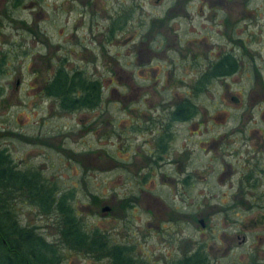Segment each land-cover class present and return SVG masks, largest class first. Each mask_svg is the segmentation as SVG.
<instances>
[{
	"label": "rangeland",
	"instance_id": "1",
	"mask_svg": "<svg viewBox=\"0 0 264 264\" xmlns=\"http://www.w3.org/2000/svg\"><path fill=\"white\" fill-rule=\"evenodd\" d=\"M184 1L21 0L13 7L0 0V148L17 168H38L60 191H73L85 228L132 242L151 262L163 264L203 244L212 264H264V175L245 173L257 170L249 157L262 159L264 150V0ZM154 17L163 18L162 28L154 31V21L146 37L137 25ZM123 18L125 26L111 35L113 21ZM239 38L256 70L239 66L194 94L207 51L242 52ZM188 48L199 51L198 65L186 60ZM60 57L69 68L99 76L100 124L91 123L94 110L59 113L38 94ZM189 94L196 115L170 123L168 153L151 162L158 133L135 131L131 117L160 124ZM15 216L55 241L52 215L15 199ZM61 250L59 264H108Z\"/></svg>",
	"mask_w": 264,
	"mask_h": 264
},
{
	"label": "trees",
	"instance_id": "2",
	"mask_svg": "<svg viewBox=\"0 0 264 264\" xmlns=\"http://www.w3.org/2000/svg\"><path fill=\"white\" fill-rule=\"evenodd\" d=\"M11 2L15 7L21 0ZM161 20L156 22L157 26L162 24L163 19ZM20 22L26 25L25 22ZM120 22L119 19L113 21L114 26L110 27L111 35L114 28L125 26L126 19L123 18ZM65 60V57H60L49 74L41 79L38 94L52 100L59 113L92 110L101 100L100 81L92 74L84 72V67L69 68ZM4 61L5 57L1 54L0 68ZM211 66L194 76L191 86L194 94L204 91L209 81L218 76L225 77L237 69L231 59L216 60ZM194 106L188 97L176 101L169 110L168 124L187 120L195 115L197 110ZM72 196L73 191H60L55 180L48 179L38 168H17L16 162L9 158L8 151L1 147L0 264H59L63 256L61 249L80 252L94 260L104 258L108 264H156L135 253L132 242H114L101 228H85L84 220L78 217L79 213L73 208ZM15 199L34 206L41 215L53 216L57 226L55 241L45 240L40 232L34 231L35 226L19 224L15 216ZM205 252L204 245L197 244L194 248L183 251L179 257L168 261L166 259L163 264H212Z\"/></svg>",
	"mask_w": 264,
	"mask_h": 264
},
{
	"label": "flooded vegetation",
	"instance_id": "3",
	"mask_svg": "<svg viewBox=\"0 0 264 264\" xmlns=\"http://www.w3.org/2000/svg\"><path fill=\"white\" fill-rule=\"evenodd\" d=\"M190 1L186 0L182 4L186 5L187 2H190ZM206 1L207 0H203V1H200V2L203 3V5H205L206 4ZM209 10H210V12H209L210 15L208 17H209V22L211 23L212 22V13H211L212 12V6H209ZM154 21H156V22L159 23V21H162V20L161 19H157L156 20V18L154 17V18H151L148 21V23L141 21L137 25L140 28L139 30H141L142 28H145V30L143 31V35L145 34L146 37L147 36H149V37L152 36V24H153ZM220 22L222 23L223 20L220 21ZM162 24H163V22H162ZM162 24L161 25H158V26L156 25L157 27H155V30L154 29L153 30L156 31V32H158V30L160 28H162ZM148 27L150 28L151 31L148 29ZM231 29H233V25H232ZM225 30L226 29H224L223 31H225ZM239 42L241 43L240 47L242 49V52H236V53H234L233 48H230V47L229 48H226V49H223V48L219 49L218 48L217 51H216V53L213 54V55H211L212 51L211 52L207 51V53L203 57V60L205 61V64H202L203 68H201V69L198 68V67H196V68H198L196 70L197 73L202 72V71H205L207 67H209V66L212 67L211 64H213L216 60L219 61V60H222V59H227V60L231 59V60H233V65H235L237 68L239 66H242V68H244V66L248 67V64H250L251 67H252V69L253 70H256V67L253 64V56L251 54L250 48L246 47V44L244 43V39L240 40V38H239ZM195 43H196V41L193 40L190 45L193 46V47H197ZM134 46H136V43H134ZM135 50H137V48H135ZM242 54L245 55V56L246 55H249L250 58H251V62L250 63H247V61H249V60H247L246 62H244L242 60V58H241ZM188 55L191 56V57L190 58H187L186 60L189 59V61L192 64V66L198 65L200 63L199 62V59L201 58V56H200L199 51L197 49H192V50L189 51V48H188ZM236 71H237V69H236ZM236 71L234 73H236ZM84 72H86L87 74L89 73L87 71H84ZM89 74H92V73H89ZM230 74L232 75L233 73H230ZM227 76H225V77L218 76L217 78L224 79V78H227ZM94 77L97 78L98 81H100L99 76H94ZM259 80L260 79H258V80L256 79L255 81L257 82ZM100 83H101V81H100ZM15 84H18V80L15 81ZM102 87L103 86H102V83H101V90H102ZM189 96H190V94L188 96H186V97L189 98ZM230 96L236 102H238L240 100V98H237V97L232 96V95H230ZM102 98H103V96H102V92H101V100H99L100 103L98 104V106L94 107L92 110H87V109H83L82 110V112L84 110H86V112H91V111L94 110L93 112L95 114L93 115V117H95V118L93 119V121L91 123L95 122V123L100 124L99 122L101 121V117H102V114H103L102 113V110L100 109L102 107V105H101ZM183 99H185V97H181V98L179 97L177 101H182ZM72 112L78 113V112H81V111H72ZM195 115H193V116H195ZM168 116H169V111L167 110L166 114H164V118L162 119L163 121L160 124H157L156 123L154 125H150V124H153V122L151 121L150 123H148L147 120L146 121H143L140 124H138V122L136 121V119H138L139 115H137V114L134 117H131L132 121L133 122H136L135 127H134L135 128V131H138L140 133H143L142 131H145L147 128H149V130L152 131L151 133H156V134L158 133L157 136H156V138L154 137V141H153V142H155L154 143V145H155L154 146V151L151 152V149L148 151L149 152L148 153V158L151 160V162L158 161V159H160V158L162 159L163 158V154L168 153L167 152V150H168V141H167V138L170 137L168 135V133H171V130H169V128H170L171 125L168 124V121H167ZM188 118H187V120H188ZM187 120H183V121L181 120V121L182 122H186ZM165 121H167V122H165ZM170 123H172V122H170ZM261 146L263 147V145H261ZM263 149H264V147H263ZM262 153H263L262 156H261L262 159L256 157L257 155L255 156V154H253L251 157H249V158H254V165H255V168L257 170H254V168H252L251 170L246 171L245 172L246 173V176H248V177H255L256 176L255 175L256 172H258L261 175H264V150H263ZM170 161H172V160H170ZM183 169L184 168H183L182 164H180V167H179L180 179L179 180H182V181L185 179L184 178L185 177V174H184ZM243 176H244V172H242V174H241V172L239 171L237 178L239 179V178H241ZM204 225H206V224H204ZM201 228H203L202 225H201Z\"/></svg>",
	"mask_w": 264,
	"mask_h": 264
},
{
	"label": "water",
	"instance_id": "4",
	"mask_svg": "<svg viewBox=\"0 0 264 264\" xmlns=\"http://www.w3.org/2000/svg\"><path fill=\"white\" fill-rule=\"evenodd\" d=\"M101 209H102V211H106V210H108V207H104L103 206V207H101ZM201 221H202L201 219H198L197 222L200 223V224H202Z\"/></svg>",
	"mask_w": 264,
	"mask_h": 264
}]
</instances>
